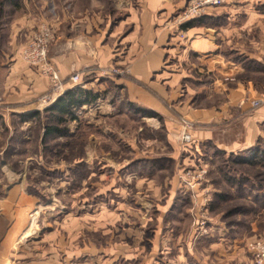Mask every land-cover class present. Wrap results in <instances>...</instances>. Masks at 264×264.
<instances>
[{
    "label": "rangeland",
    "instance_id": "374dc122",
    "mask_svg": "<svg viewBox=\"0 0 264 264\" xmlns=\"http://www.w3.org/2000/svg\"><path fill=\"white\" fill-rule=\"evenodd\" d=\"M250 1L255 4L254 12L264 15V0ZM190 2L185 0L170 19L181 30L198 25L225 27L232 14L229 9L220 8L242 7L248 0L210 8L200 17L185 18ZM135 3L138 1L0 0V50L8 43L15 19L25 17L37 22L42 17L50 23L63 14L93 18L95 45L101 48V31L109 25L114 29L123 24L129 6ZM142 3L148 4V0ZM236 9L241 48L233 58L242 71L231 81L252 84L262 98L244 101L231 122L204 123L188 116L190 109H213L224 99L217 94H200L199 82L205 73L196 69V59H191L188 76L176 86L178 100L159 99L161 111L131 101L124 83L131 77L130 70L118 65L116 59L109 67L97 66L95 72L74 73L81 80L77 85L69 82L71 88L92 90L99 98L94 104L77 109L74 118L65 117L64 123L58 124L54 115L47 112L60 95L51 90L50 82L42 105L30 112H17L0 102V201L14 188H24L30 196L26 208L21 207L20 230H47L42 234L62 230L59 239L69 246L72 238L65 230H73L72 249L79 253L87 247L100 248L118 240L133 247L130 235L134 233L136 244L140 241L138 247L145 253L150 250V243L145 242L151 238L149 230H178L183 245L207 247L201 253L214 263L217 258L230 261L239 248L243 251L242 264H250L246 244L264 239V154L259 151L264 150V126L261 137L247 150L228 151L218 145H231L243 138V115L247 114L243 108L255 109L252 102L264 99V59L258 61L250 56L258 38L254 37V43L247 40L249 31L245 25L249 14L245 9ZM42 25L25 31L19 53ZM125 26L122 31L112 32V54L124 52L122 41L130 30ZM54 32L49 59L57 39L55 29ZM161 74L167 76L165 71ZM158 75L150 78L155 80ZM206 77L210 78L208 83L214 81V76ZM3 78L0 72V83ZM141 88L147 93V101L153 97L158 100L149 79ZM48 127L59 128L61 133L48 136ZM186 133L191 135L190 143L185 141ZM204 136L210 139L200 141ZM13 226L14 223L0 221V230L19 229ZM140 230L148 232L141 236ZM124 233L126 236L121 237ZM216 244L223 249V256L210 249ZM164 260L165 253L160 252L159 264Z\"/></svg>",
    "mask_w": 264,
    "mask_h": 264
},
{
    "label": "crops",
    "instance_id": "0c3cea01",
    "mask_svg": "<svg viewBox=\"0 0 264 264\" xmlns=\"http://www.w3.org/2000/svg\"><path fill=\"white\" fill-rule=\"evenodd\" d=\"M137 1L135 5L129 6V14L123 24L119 23L114 29L109 25L101 31L104 37L101 48L95 45L94 19L89 16L79 19L63 14L58 19L56 16L54 22L50 23L42 17L37 22L25 17L15 19L11 25L8 43L0 50V72L4 75L0 83V102H3V106L16 109L17 112H30L38 105H42L41 99L48 94L49 80L23 62L19 53L24 44L25 31L35 26L39 27L41 24L53 26L57 32L50 60L65 83L64 93L71 88L69 77L72 74L95 72L97 66L109 67L112 60L116 59L118 65L127 66L130 70L131 77L124 80V83L131 101L142 102L147 107L161 111L163 107L159 99L166 98L169 102L178 100L179 94L175 93L176 86L181 84L183 77L186 79L185 76H188V66L192 65L191 59H196L199 62L196 69L206 76H214V81L211 83H208L210 78L205 75L200 78L199 84L202 86L200 94L206 93L209 97L217 94L224 99L213 109L187 111L188 116L194 120L204 123L231 122L244 101L262 98L256 94L252 84H234L231 81L242 71L233 58L234 52L241 48L239 47L241 36L238 35L235 23V11H238L236 8L245 9L249 14L245 25L249 31L247 40H252L254 43V37L258 38L255 52L250 56L258 61L264 59V15L254 12L255 4L252 1L244 2L242 7H221L222 10L229 9L232 14L229 25L225 27L217 29V27L198 25L184 30L179 29L170 19L184 6L185 0H148V4L145 5L142 0ZM125 25L130 30L122 41L125 45L124 52L112 54L109 40L115 30L122 31ZM105 39L107 42L104 41ZM240 51L244 50L240 49ZM162 71H165L164 75L167 76H163ZM155 73L159 74V78L152 80L150 77ZM148 79L152 89L157 90L155 97L159 101L154 97L147 101V93L142 90L141 84ZM245 108L243 110L247 114L243 115L246 127L244 137L232 142L231 145L218 142L221 149L247 150L263 134L264 103L248 111ZM209 137L204 136L199 139L203 141L210 139ZM29 199L30 196L25 193L24 188H14L10 190L5 200L0 201V221L3 219L8 225L14 223L13 228H19L0 230V264H159L160 252L165 253L162 264H242L241 249L234 250L230 261L227 258H217L218 262L214 263L201 253L203 251L205 253L207 247L203 248L200 245V248H196L197 246L194 247L192 243L183 245L178 230H149L151 238L144 239L145 242L150 243V250L145 253L138 247L140 241L136 244L135 233L130 235L135 243L133 247L127 245L125 241L118 240L115 243L106 242L100 248L87 247V250L82 249L79 253L72 249L73 230H65L72 238L70 246L69 243H63L59 239L62 230H48L45 234L42 233L47 230H20L21 223L18 218ZM147 232L148 230L144 232L140 230L141 236ZM104 235L108 237V234ZM125 236L124 233L121 237ZM136 249L138 250L135 252ZM210 249L216 251L218 256H223V249L219 248V245H211Z\"/></svg>",
    "mask_w": 264,
    "mask_h": 264
},
{
    "label": "built area",
    "instance_id": "2783aa9c",
    "mask_svg": "<svg viewBox=\"0 0 264 264\" xmlns=\"http://www.w3.org/2000/svg\"><path fill=\"white\" fill-rule=\"evenodd\" d=\"M242 0H191L189 7L184 15L185 18L200 17L210 8L223 6L229 3H236ZM244 1V0H243ZM54 29L48 25H42L37 33L32 35L27 45L21 50L20 58L26 64L37 68L42 76L50 82L51 90L54 93H63L64 82L58 70L52 65L49 59V49L54 41ZM81 80L79 74L70 76L69 82L77 85ZM264 103V99L254 100L252 108L259 107ZM191 135L186 133L185 141L190 143ZM251 256L250 264H264V239H256L246 244Z\"/></svg>",
    "mask_w": 264,
    "mask_h": 264
},
{
    "label": "trees",
    "instance_id": "16d2710c",
    "mask_svg": "<svg viewBox=\"0 0 264 264\" xmlns=\"http://www.w3.org/2000/svg\"><path fill=\"white\" fill-rule=\"evenodd\" d=\"M205 18L206 17H204L203 19ZM98 98L99 94L95 93L92 90L83 89L81 87H74L67 90L63 95H61L55 101V103L47 109V112H50L54 115V118L57 120L58 124L64 123L66 121L65 117L74 118V114L77 109L83 107L84 105L94 104L98 100ZM38 114V112L35 113V115ZM56 133L60 134L61 130L56 127H48V129L46 130V135L48 136ZM259 151H261L260 153L264 154V150ZM261 159H263V156Z\"/></svg>",
    "mask_w": 264,
    "mask_h": 264
}]
</instances>
